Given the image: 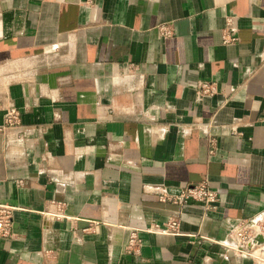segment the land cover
<instances>
[{
  "label": "crops",
  "instance_id": "0c3cea01",
  "mask_svg": "<svg viewBox=\"0 0 264 264\" xmlns=\"http://www.w3.org/2000/svg\"><path fill=\"white\" fill-rule=\"evenodd\" d=\"M10 106L0 264H254L221 244L264 212V0H0ZM204 182L216 208L163 201Z\"/></svg>",
  "mask_w": 264,
  "mask_h": 264
},
{
  "label": "built area",
  "instance_id": "2783aa9c",
  "mask_svg": "<svg viewBox=\"0 0 264 264\" xmlns=\"http://www.w3.org/2000/svg\"><path fill=\"white\" fill-rule=\"evenodd\" d=\"M158 29L163 38H171L174 36L172 24L161 25ZM234 33L231 26L226 29L224 33V42L226 44L237 41ZM126 68L130 72L136 70L134 64H127ZM213 92L214 90L210 84L204 83L199 86V94L201 96L212 95ZM21 127V112L15 106L8 107L5 113V125L0 130H19ZM210 143L214 151L216 140L211 139ZM163 201H171L181 206L196 202L203 204L206 209L210 210L216 208L219 202V194L204 182L183 189L178 196L168 197L167 199L163 198ZM58 208L59 211L55 214L56 219H69L60 205H58ZM14 212L15 208L0 204V237H7L10 235ZM147 232L163 235H178L180 234L179 219H174L165 226L154 224ZM230 236V242L222 243V246L233 251L235 254L251 258L254 264H264V212L253 218L239 222V224L232 228ZM139 247L140 240L135 233L129 240L128 249L136 252Z\"/></svg>",
  "mask_w": 264,
  "mask_h": 264
}]
</instances>
